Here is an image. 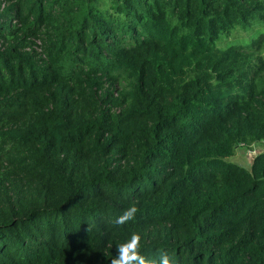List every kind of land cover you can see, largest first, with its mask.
<instances>
[{"label":"trees","instance_id":"trees-1","mask_svg":"<svg viewBox=\"0 0 264 264\" xmlns=\"http://www.w3.org/2000/svg\"><path fill=\"white\" fill-rule=\"evenodd\" d=\"M254 138L264 0H0V264H264Z\"/></svg>","mask_w":264,"mask_h":264},{"label":"clouds","instance_id":"clouds-1","mask_svg":"<svg viewBox=\"0 0 264 264\" xmlns=\"http://www.w3.org/2000/svg\"><path fill=\"white\" fill-rule=\"evenodd\" d=\"M138 209L135 205L126 208L112 221L114 226H123L134 221ZM141 236L133 232L128 239L117 245V255L111 260V264H146L145 259L140 255ZM159 264H176V260L167 254H162Z\"/></svg>","mask_w":264,"mask_h":264},{"label":"rangeland","instance_id":"rangeland-1","mask_svg":"<svg viewBox=\"0 0 264 264\" xmlns=\"http://www.w3.org/2000/svg\"><path fill=\"white\" fill-rule=\"evenodd\" d=\"M252 37V34L251 36ZM232 154L228 162L249 169L251 159L258 153L264 151V140L247 139L245 142L237 139L232 140Z\"/></svg>","mask_w":264,"mask_h":264}]
</instances>
